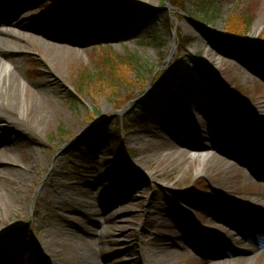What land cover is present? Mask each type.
I'll return each instance as SVG.
<instances>
[{
  "label": "rangeland",
  "instance_id": "1",
  "mask_svg": "<svg viewBox=\"0 0 264 264\" xmlns=\"http://www.w3.org/2000/svg\"><path fill=\"white\" fill-rule=\"evenodd\" d=\"M18 1L0 0V16L22 8L26 29L0 30H21L23 85L50 93L43 110L54 114L34 113L31 129L0 113V264H82L89 243L99 252L86 264H264V248L233 229L251 228L242 210L264 216V0ZM107 53L117 92L89 79L107 74ZM175 68L176 84L148 90ZM136 114L138 126L120 131ZM83 190L94 206L73 199ZM108 204L125 224L99 215Z\"/></svg>",
  "mask_w": 264,
  "mask_h": 264
},
{
  "label": "bare ground",
  "instance_id": "2",
  "mask_svg": "<svg viewBox=\"0 0 264 264\" xmlns=\"http://www.w3.org/2000/svg\"><path fill=\"white\" fill-rule=\"evenodd\" d=\"M8 1H13V0H8ZM23 1V0H21ZM20 4H22V2ZM16 6H11V8H8V10L4 13L6 17L1 16L0 17V25L2 24H11L12 26H15L16 28L20 29H26L25 28V21L20 20L19 18V12L22 10V8L15 9ZM14 10V13L11 14V11ZM5 11V10H4ZM7 24V25H8ZM20 32L15 33L12 31H4L0 30V113L4 114L6 118H9L10 120H13L16 124L18 125H25V127H30L32 129L33 126V114L34 113H39L38 116L41 117L42 121L45 118H48L52 116L54 113L48 111V110H43V106L52 99L50 93L46 92V90H42L40 92H34L31 86H25L23 85L22 78L24 77V62H25V56H26V48H30L29 45L24 46L23 41L25 40ZM1 36H6L10 37L9 38H4ZM50 49L55 48L56 46L53 44H46ZM12 49V52H16L11 59L7 58L5 56V53L10 52ZM210 55V54H209ZM212 56V54L210 55ZM208 57V56H207ZM209 59V57H208ZM209 62V60H207ZM163 103V102H162ZM160 104V102L156 103ZM5 117L0 116V121L3 120ZM173 129V128H172ZM198 128H196L195 131H197ZM33 131V130H32ZM189 142V141H188ZM181 144V142H179ZM7 144V143H6ZM190 144V142H189ZM157 148V147H156ZM1 149V148H0ZM6 150H8L6 147L0 152L4 153ZM157 150V149H156ZM13 152V150H11ZM14 154V152H13ZM212 162L211 163H217V165L221 166H226V162L221 159L218 156H212ZM7 161V160H6ZM11 164H15L14 161L17 162L16 158H13L11 160H8ZM17 171V170H15ZM18 172V171H17ZM2 174V171H0V175ZM82 192V193H81ZM259 196L257 202L260 203V201H264V188L261 187V189L258 191ZM93 192L83 190L80 191V193L74 195V200L84 204L87 207L94 206L96 202V198L93 196ZM119 203H122V201H118ZM106 207V208H105ZM103 210L99 212V215H101L103 218H106L108 222H112L113 220H117V223L120 224H125L121 222H126L125 217H119L117 216V213L112 212L111 208L112 206L110 204L106 205ZM121 211V208L119 209ZM96 215V214H95ZM98 216V214H97ZM120 219V220H118ZM216 220L221 221L224 219L223 216H218L215 217ZM252 233L255 235L257 234V231L253 229ZM225 236L229 237L228 241H232L235 243L236 246H243L245 245L243 241H239L234 238L232 235H228L224 233ZM95 237L99 238V236L92 235L90 233V237ZM128 239L130 236L127 237ZM101 237L99 238V240ZM255 241H258L256 238L254 239ZM102 241V240H100ZM227 241V244H230ZM260 241V240H259ZM251 242V241H250ZM253 243V242H251ZM84 244V242H83ZM88 245V244H87ZM255 245V244H254ZM70 247L72 248L73 251H76L75 247L73 249V246L70 244ZM88 249H86L87 253V258L86 256L81 257V262L82 264L88 263V260L90 259V254L93 252V254H96L99 252V250L95 251V248L89 243ZM254 249H257V245L253 247ZM222 249L224 247L222 246ZM240 249V248H239ZM248 249V248H247ZM92 250V252H91ZM167 252V250L160 245L155 248L154 254H155V260H159V263H162V259L164 258V255ZM89 254V255H88ZM176 253H173L171 257L176 258ZM256 257H237V258H232V260L229 261H224V262H219L215 261L212 262L213 264H252L254 260H256ZM161 257V258H160ZM86 258V259H85ZM212 259V257H209ZM161 259V260H160ZM91 264H101L100 261L98 260V255L97 258H94Z\"/></svg>",
  "mask_w": 264,
  "mask_h": 264
},
{
  "label": "trees",
  "instance_id": "3",
  "mask_svg": "<svg viewBox=\"0 0 264 264\" xmlns=\"http://www.w3.org/2000/svg\"><path fill=\"white\" fill-rule=\"evenodd\" d=\"M118 7L120 6L119 4L117 5ZM206 18H208L207 14L205 16ZM168 28V27H167ZM246 32V30H244ZM190 42V40L188 39H181L180 40V44H182L183 47H185L188 43ZM108 55H110L109 53H107ZM104 56L105 60L103 61V66L106 67L109 71L107 72L106 75H103V74H97V75H93L91 76V78L89 79H93L94 81H96V86L98 88H102L105 86V85H110L111 88H114V90H116V92L120 89L122 83H123V80L121 78V76H118L116 75V65L113 67V65L111 63L112 60L114 58L110 56ZM115 55V54H114ZM116 56V55H115ZM121 60H120V63L118 62L117 63V66L120 67V65L118 64H121ZM131 62H133L132 66H134V64H136L137 60L135 58H132L131 59ZM166 73H161L159 74L158 76H156L153 81H152V87L155 88V87H160L162 85H167L169 82L172 81V79H177L176 77V71L174 70L172 72V79L170 78H166ZM87 75L84 76V78H81L80 80V85L79 87L80 88H84L85 87V83L86 81H88L89 79L86 78ZM79 89V88H78ZM80 91V90H79ZM82 92V91H80ZM73 100V98H71ZM141 116L136 114V115H133L131 117H129V119H124V123H123V126L121 127V130L120 131H124L126 128H133V127H137L139 123V120H141ZM120 134L121 132H112L111 131V139L115 142L116 145H118L120 143Z\"/></svg>",
  "mask_w": 264,
  "mask_h": 264
},
{
  "label": "water",
  "instance_id": "4",
  "mask_svg": "<svg viewBox=\"0 0 264 264\" xmlns=\"http://www.w3.org/2000/svg\"><path fill=\"white\" fill-rule=\"evenodd\" d=\"M199 28L202 29L203 27H200V26H199ZM203 30L206 31L207 34L211 35V32H209V31H207V30H205V29H203ZM212 35H213V34H212ZM223 40H225V39H223ZM227 42L230 43L231 41H228V40H227ZM171 59H172V58L170 57V59L168 60L167 63H169ZM32 212H33V208H32Z\"/></svg>",
  "mask_w": 264,
  "mask_h": 264
}]
</instances>
